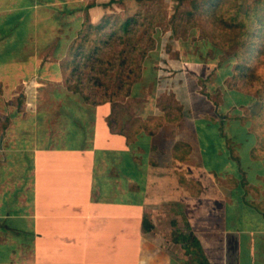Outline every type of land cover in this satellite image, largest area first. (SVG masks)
Returning <instances> with one entry per match:
<instances>
[{
    "label": "crops",
    "instance_id": "0c3cea01",
    "mask_svg": "<svg viewBox=\"0 0 264 264\" xmlns=\"http://www.w3.org/2000/svg\"><path fill=\"white\" fill-rule=\"evenodd\" d=\"M70 1L0 0V264H264L261 120L203 94L156 128L115 110L134 96L88 103Z\"/></svg>",
    "mask_w": 264,
    "mask_h": 264
},
{
    "label": "rangeland",
    "instance_id": "374dc122",
    "mask_svg": "<svg viewBox=\"0 0 264 264\" xmlns=\"http://www.w3.org/2000/svg\"><path fill=\"white\" fill-rule=\"evenodd\" d=\"M244 1L249 2V0ZM79 3L80 8H78ZM70 4L75 10L83 9L80 13L82 19L85 18V22L97 23L103 16L111 14L120 18L136 14H140L141 18L146 17L144 24L139 25L134 36L138 40V47L135 50L144 48L146 55L147 48L151 45L147 42L149 35L146 31L148 29L146 22L156 16L154 26L157 32L153 35L155 47H150L151 51L142 59H145L141 66L142 79L138 84L136 96L129 101L121 99L119 103L113 105L119 114L123 112L133 114V109L138 113L144 108L174 118L178 115L181 102L190 100L193 94L208 96L217 108L232 114L244 113V108L246 110L253 107L252 95L259 88V80L252 81L251 86L246 87L243 85V80L239 81L238 78H233L235 75L227 73L237 59L221 61V56L225 55L224 51H226L223 48L224 43L219 41L224 37L223 33L218 32L220 38L218 37L219 40L214 43L210 37L203 35L199 25L192 24L191 19L183 21L172 18L175 12L181 16L182 12L188 11L189 1L160 0L144 4L136 0H115L110 4L109 0H71ZM122 48V45L114 40L111 46L105 47V53L111 50L116 54ZM233 49L228 52L232 53ZM131 52L132 49H129V53ZM105 53L102 54L103 58H109ZM136 55H139V52ZM85 71L88 72L87 69ZM255 72L264 79L263 65H258ZM105 80L109 82L110 88L115 86L110 83L108 77H104L103 81ZM98 87L94 98L106 99V86ZM230 99L232 101L228 102ZM187 106L188 104L185 103V107ZM246 113L249 114V111ZM247 119L249 126L256 125L254 118Z\"/></svg>",
    "mask_w": 264,
    "mask_h": 264
},
{
    "label": "trees",
    "instance_id": "16d2710c",
    "mask_svg": "<svg viewBox=\"0 0 264 264\" xmlns=\"http://www.w3.org/2000/svg\"><path fill=\"white\" fill-rule=\"evenodd\" d=\"M114 1L109 0V3ZM136 1L146 4L160 0ZM183 1H189V10L182 12L181 16L175 12L172 18L183 21L191 19L192 24L199 25L203 35L210 37L214 43L220 38L218 32L223 33L224 37L219 41L224 43L223 48L226 51L225 55L221 56V61L237 59L227 73L235 75L233 78H238L239 81L243 80L246 87L251 86L252 81L259 80V88L252 95V113L261 120L264 130V79L255 72L258 65L264 66V0H249L248 3L244 0H181ZM155 18L154 15L146 22L149 35L147 42L151 44L147 48V55L156 44L153 36L157 32L154 26ZM145 19L146 17L141 18L140 14L127 18L111 14L103 16L97 23L86 21L78 40L71 44L62 66L64 82L68 89L79 93L88 103L110 101L128 95L135 97L142 79L141 66L145 60L142 59L147 55L146 51H143L144 48L135 50L138 40L134 36ZM114 40L123 48L116 54L111 50L105 53V47L111 46ZM232 48L233 52H228ZM129 49H132L131 53ZM138 52L139 55H136ZM103 53L109 58H103ZM140 56L141 58H138ZM104 77H108L110 83L115 86L110 88L109 82L103 81ZM103 85L106 86V99L96 100V89ZM181 111L182 107H179L175 120L180 117ZM164 119L173 120L166 115L152 117L151 122L156 128Z\"/></svg>",
    "mask_w": 264,
    "mask_h": 264
}]
</instances>
